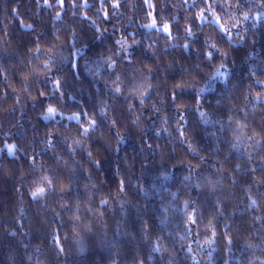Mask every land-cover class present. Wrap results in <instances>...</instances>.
Segmentation results:
<instances>
[{
    "label": "trees",
    "instance_id": "16d2710c",
    "mask_svg": "<svg viewBox=\"0 0 264 264\" xmlns=\"http://www.w3.org/2000/svg\"><path fill=\"white\" fill-rule=\"evenodd\" d=\"M49 2L54 7L41 10L34 0H0V29L6 28L8 34V42L3 43L5 33L0 30V264H135L136 260L144 264H264V185L253 183L254 176L264 180V86L257 83L264 81V20L244 21L240 33L245 39L234 35L232 42L213 25H205L188 39L190 48L185 50L180 47L186 42L183 25L191 21L184 17L193 12L179 6L180 0H152L165 19L180 18L167 39L155 29L140 27L151 21L146 15L151 9L143 0H121L110 22L102 19L103 11L97 12L100 0H88L91 8L75 9L65 0L67 10L56 6L55 0ZM12 8L18 10V17ZM106 8L111 15L110 3ZM230 11L239 16V11ZM251 11L254 14L257 8ZM56 12L61 16L56 17ZM21 21L34 25L35 32L22 27ZM131 32L141 41L129 50L132 63L118 60L112 72L101 57L112 55L114 41ZM38 34L42 46L57 44L67 57L52 67L63 93L62 97L56 94V99L41 97V91L52 92V85H45L43 76L35 80L31 76L33 68L44 71L28 52ZM206 38L220 50L212 61L203 55ZM221 63L225 76L209 79ZM117 73L125 81L122 88L131 87L133 75L136 82L153 86L151 99L143 106L138 100L130 101L136 105L135 113L128 111L124 95L112 91ZM178 83L186 85L176 101L185 117L180 122L184 137L177 130L178 113L171 100ZM200 88L204 92L198 93ZM48 104L63 114H95L98 126L81 136L75 120L59 115L45 120ZM153 105L160 109L158 114ZM105 106L107 121L98 114ZM200 112L213 120L235 114L242 125L240 134L256 135L250 146L233 148L230 133L222 132L218 124H205ZM49 134L54 148L46 146ZM75 139L81 146L70 152L68 146ZM256 140L261 141L259 148ZM6 144L17 146L14 155H8ZM189 144L196 148L195 155ZM33 156L37 166L56 170L58 188L71 183L72 191L33 201L29 195L37 174L32 169ZM94 160L101 162L99 168ZM196 165L201 173L207 169L205 174L220 179L214 191L204 183L197 189L191 186L194 181L184 182L190 166ZM120 180L125 182L122 193H118ZM104 198L109 203L100 205ZM66 199L72 205L70 211L61 207ZM251 199L257 206L250 207ZM185 201L189 202L187 212L195 207L203 218L196 226L184 223ZM86 206L94 211H85ZM74 214L82 216L79 224L72 220ZM212 217L216 236L209 245L204 241L211 231L204 225ZM86 223L92 225L91 232L84 230ZM186 227L192 228V234ZM197 231L201 233L198 243L194 242ZM156 243L160 251L152 250Z\"/></svg>",
    "mask_w": 264,
    "mask_h": 264
},
{
    "label": "snow or ice",
    "instance_id": "6c2138e0",
    "mask_svg": "<svg viewBox=\"0 0 264 264\" xmlns=\"http://www.w3.org/2000/svg\"><path fill=\"white\" fill-rule=\"evenodd\" d=\"M35 3L40 6L41 10L44 8H53V4L49 2V0H34ZM56 6L60 7L61 9L67 10L65 7V0H55ZM110 3L112 8L111 15L107 11L106 5ZM70 7L75 8H91V5L88 3V0H69ZM101 9H97V12L103 11V17L102 19L105 21L111 20V16L117 14V10L121 7V0H100ZM143 4L147 6L148 9H151V11H148L146 13L147 16L151 17V21L149 23L141 24L140 27L153 30L157 33H163L165 34V38H170L172 36V26L178 25L180 23V18L176 15H171L168 19H165L164 15L162 14V10H157L156 5L152 3V0H143ZM181 7H185L187 11L193 12L191 17L185 16L184 18L190 19L191 23H187L183 25V30L186 37V42L183 45H180V47L184 48L185 50L190 48V43L187 42L189 38L195 37L196 33L198 31L203 30V26L205 25H213L215 29L221 34L222 37H226L229 42H232L233 36L237 35L239 36V39L242 41L245 39V36L240 33V30L243 28L244 21H247L249 19H257V20H264V0H180ZM244 7H247L248 11H242ZM255 7L257 8V11L253 14L251 9ZM198 9V10H197ZM232 9H235L239 11V16H237L236 11H230ZM195 10V11H194ZM14 16L18 17L19 13L16 8L11 9ZM85 19H89L86 13H82ZM61 13L56 12V17H60ZM224 17H227V19H224ZM93 25L95 26V21H92ZM129 23H131V20H129ZM21 26L35 32V27L32 24H24L21 21ZM195 26V29H194ZM254 26V25H253ZM4 31V39L3 43L8 42V34L6 31V28L0 29ZM99 30V29H98ZM107 31V29H105ZM113 31H118L117 29H113ZM124 31H127V28L124 29ZM103 35V33H101ZM129 37H131V43H129ZM35 46L33 48H29L28 52L31 54V59L38 61L40 65H42L44 71L40 72L37 71L36 68L32 69V79H38L40 76L44 77L43 83L45 85L51 83L52 85V92L45 93L41 91L39 95L41 97H51L52 99H56V94H59L60 97L63 96V93L60 92L61 88V82L59 79H55L52 76V67L53 65H58L59 63H62L67 57L63 55L61 51H59V45L52 44L51 47H44L40 44V34H38L35 38ZM54 39L59 40V37H54ZM48 43H51L49 41ZM64 42H61L63 44ZM141 41L136 38V33L131 32L128 33L126 36H121L120 39H116L114 41L112 55L109 56H102L101 59L103 60L104 64L107 66L109 70L112 72H116L118 60L119 61H126L127 63L131 64V52L129 51L134 45L140 44ZM205 44V51L203 52L204 58L208 61H212L215 58V55L219 53V48L217 47L216 43L211 42L210 38H206L204 41ZM118 46V47H117ZM72 47L74 48V43L72 44ZM151 47V45H149ZM79 50H77L78 53ZM77 53H71V55H75ZM226 55V54H225ZM118 59H116V58ZM43 58V59H41ZM75 67V65H73ZM99 67V64H98ZM225 65L223 63L220 64L219 68L215 70V72L209 77V79H216L217 77H224L225 73L223 71H220V69H223ZM2 72V70H0ZM151 72V70H149ZM5 80L7 79V76L4 77ZM127 78V77H126ZM146 79V78H145ZM24 83L28 82V77L24 78ZM125 81L122 80L121 75L117 73L115 75V79L112 81L113 88L112 91L117 95H124V98L126 102H128V111L130 113H135L136 111V105L132 102H130L132 99L138 100L139 104L141 106L144 105L146 99H151V89L152 84H147V86H144V84L136 82V77L133 75L131 77V87H125L122 88L121 85L124 84ZM257 83L264 86V81L258 80ZM186 87L183 83H178L175 85V91L171 94V100L173 101V107L177 109L178 113V120H177V130L181 137H184V131H183V124H181V121L185 120V117L182 113L179 112V109L181 105L177 104L176 101L178 99V95L180 92ZM204 88H200L198 90V93L204 92ZM24 92H28V88H24ZM125 93H127L125 95ZM256 99H260L259 94L257 95ZM199 102V101H198ZM17 103H19V98H17ZM106 107H101L99 109V116L102 120L107 121L108 119V113L106 111ZM152 110L155 114H158L160 112L159 108H156L155 105H153ZM59 115L61 119L65 118L64 114L59 111V109L54 104H48L46 106V109L43 113V118L45 120L51 121L52 119H55L56 116ZM95 114L90 115L87 111L82 112H76L71 115H68L66 118L68 120H75L79 126L80 134L81 136H87L90 131H95L98 123L97 119L93 118ZM235 114H229L226 118L225 117H219L215 120H213L208 113L206 112H200V117L202 121L205 124L208 123H214L218 124L220 126V130L228 131L234 140V143L232 144L233 148L238 149L241 145L244 146H250L249 142L253 141L255 137V133L252 135H243L240 134V129L242 127L240 123V119H234ZM245 119L247 118V113H243ZM81 120L86 121V123H81ZM139 120V116L136 117L135 120H133V123H136ZM112 127H115L116 121L113 120L111 122ZM234 126V127H233ZM248 131H251V129H248ZM167 131V129H165ZM119 135V134H117ZM120 141H123V137H120ZM186 142V141H185ZM256 147L259 148L261 146V141L256 140L255 141ZM75 145V147H73ZM73 145H69V151L75 152L76 148L81 146V141L79 139H75L73 141ZM46 146L48 148H54L55 145L53 144V140L51 138V134H49L46 137ZM189 151L192 152L194 155L196 154L197 150L195 147L189 144ZM5 148L7 150L8 155H14L15 150L17 148L14 144H6ZM3 149H0L2 151ZM88 158L91 160L92 153H88ZM59 159V158H58ZM201 161H203V157H200ZM92 163L95 164L97 168L100 167L101 162L99 160H94ZM32 169L34 173H37L34 176V179L31 181L30 185V192L29 195L32 198L33 201H41L44 200L46 196L49 194H57V193H66L72 191V185L69 183L68 185H64L61 187H57L56 184V178L57 173L55 169H52L46 165L37 166L35 156H33L32 161ZM239 167V166H237ZM217 172H219V169H216ZM255 172V169L252 170ZM208 170H205V173H207ZM201 173L199 171V166H190L189 174L183 177L184 182H193L191 183V186L197 189L201 188L202 183L207 184L209 190L214 191L217 187V185L220 183V179H213V176L210 174ZM165 178L166 174H165ZM70 181L72 180V177H69ZM253 183L257 185H264V180H260L257 177H253ZM95 187V186H93ZM125 190V182L123 180L119 181L118 184V193H122ZM109 203L107 198L100 199L99 204L100 205H107ZM257 206V201L255 199H251L250 207ZM62 208H64L66 211H70L72 209V205L68 203V200H65V203L61 205ZM76 211H80V202H77L76 205ZM189 207V202L185 201V212H186V220L184 223L189 226H196L199 221H202V217L199 215L198 209L195 207H192L191 212H187V208ZM85 211L87 212H93L92 207H85ZM99 215H103V213H97ZM257 220L260 219V217H256ZM72 220L77 222H81L82 216L79 214H74L72 217ZM215 217H212L208 219L207 224L204 225L205 229L211 231V236L208 237L204 243L211 244L213 242V238L216 236V225L214 223ZM84 230L86 232L92 231V225L90 223H86L83 225ZM75 231V228H74ZM145 232H147V228H145ZM186 232L188 234H192V228L186 227ZM201 235L200 232H196L194 235V242H199L198 237ZM147 235L145 236V239H147ZM55 242L58 244L59 239L58 237L54 238ZM251 246V245H250ZM82 250V249H81ZM153 251H160V245L156 243L153 246ZM188 251L191 252L192 249L189 246ZM60 252H63V248H60ZM151 257H149L150 259ZM194 259V257H193ZM135 264H144L143 260H136Z\"/></svg>",
    "mask_w": 264,
    "mask_h": 264
},
{
    "label": "rangeland",
    "instance_id": "374dc122",
    "mask_svg": "<svg viewBox=\"0 0 264 264\" xmlns=\"http://www.w3.org/2000/svg\"><path fill=\"white\" fill-rule=\"evenodd\" d=\"M71 114H73V113H71ZM71 114H64V116L67 117L68 115H71ZM242 149H243V148H242Z\"/></svg>",
    "mask_w": 264,
    "mask_h": 264
}]
</instances>
